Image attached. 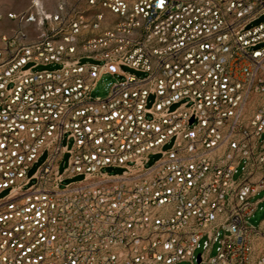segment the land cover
I'll return each mask as SVG.
<instances>
[{"label":"built area","instance_id":"built-area-1","mask_svg":"<svg viewBox=\"0 0 264 264\" xmlns=\"http://www.w3.org/2000/svg\"><path fill=\"white\" fill-rule=\"evenodd\" d=\"M7 16L0 264H264V0H33ZM105 74L122 79L94 96Z\"/></svg>","mask_w":264,"mask_h":264},{"label":"rangeland","instance_id":"rangeland-1","mask_svg":"<svg viewBox=\"0 0 264 264\" xmlns=\"http://www.w3.org/2000/svg\"><path fill=\"white\" fill-rule=\"evenodd\" d=\"M33 0H0V11L4 12V13H8L9 11H14L17 13H21V12H26L31 4H32ZM44 6L50 10L53 11L57 5L58 0H40ZM264 20V17L263 19ZM85 62L87 61H93L92 59H84ZM54 65H48V66H44L41 65L39 66V69H43V68H54ZM124 71L133 73L137 76H143L144 73L141 71H138L136 69H133L131 67L128 66H124L123 67ZM122 77L117 76V75H111V74H105L100 81L98 82L95 90L93 91V95L94 96H106L108 93V89H109V85L110 82H115L118 80H121ZM153 100V97H151V101ZM171 147V143H167L164 145V149H169ZM160 157V154H152L150 156V163H153L155 160H157ZM46 158L45 156H41L39 158V160L37 161V163H34L33 167L30 169V174H33L39 167L40 165L44 162ZM69 163V154L65 153L61 156L60 161H59V168L60 171H63ZM106 171H109L110 173H120L122 172V168L120 167H110L105 169ZM82 176H77L73 179H66V181L64 182L67 183L71 180H79L81 179ZM264 196V190L260 192V194L258 195V198H261ZM262 219H264V201L260 203L259 208L256 210V212L254 213V215L250 218V222L254 223V224H258L262 221ZM201 250L197 251V254L200 253ZM216 254V245H214L212 251H211V256H214Z\"/></svg>","mask_w":264,"mask_h":264},{"label":"crops","instance_id":"crops-1","mask_svg":"<svg viewBox=\"0 0 264 264\" xmlns=\"http://www.w3.org/2000/svg\"><path fill=\"white\" fill-rule=\"evenodd\" d=\"M3 13V17L0 19V36L4 33H10L14 28L17 27L18 22L7 16V13Z\"/></svg>","mask_w":264,"mask_h":264}]
</instances>
